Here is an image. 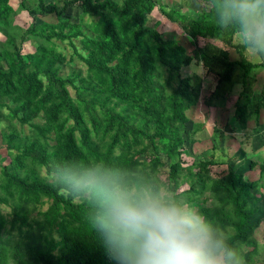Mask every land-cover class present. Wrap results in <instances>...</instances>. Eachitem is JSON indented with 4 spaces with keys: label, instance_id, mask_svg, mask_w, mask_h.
Returning a JSON list of instances; mask_svg holds the SVG:
<instances>
[{
    "label": "trees",
    "instance_id": "trees-1",
    "mask_svg": "<svg viewBox=\"0 0 264 264\" xmlns=\"http://www.w3.org/2000/svg\"><path fill=\"white\" fill-rule=\"evenodd\" d=\"M33 1V8L25 7L29 15L56 17L77 4L81 17L95 21L86 25L89 35L80 23L58 20L43 26L39 33L30 26L27 33L40 44L26 62L6 32L11 11L8 0H0V35L5 38L0 49L9 59L4 66L0 64V112L4 113L0 115L6 122L0 141L15 152L10 165H0V205L9 209L8 214L0 212V264H116L90 228L85 205L65 198L45 178L50 161L71 158L104 159L136 167L133 158L140 156L142 165L157 170L163 166V155L167 161L165 183L176 196L229 232L234 247L251 242L254 251L252 232L264 219V210L249 202V196L255 198L251 193L247 199L240 196L264 182V160L256 166L258 178L254 182L244 181L229 165L220 176L211 178L207 168L216 162H198L194 172L189 169L192 183L178 191L184 148L179 130L183 133L187 125L191 127L189 145L201 127L185 119L193 93L179 71L193 60L207 75H213V92L205 102L208 106L213 99L227 98L230 89L237 86L234 115L244 124L255 75L264 70V62L246 61L241 55L243 48L231 43L232 32L220 30L209 9L202 8L190 18L158 6L163 18L178 23L187 36L192 50L185 60L177 52L175 40H162L156 29L144 26L150 8L156 7L153 0H120V5L113 0H63L60 9L44 0ZM128 33L132 39L126 46ZM197 37L208 42L197 46ZM76 39L79 48L73 42ZM57 42L66 43L85 66L83 77L58 74L64 58ZM152 48L159 64L176 79L168 102L158 82ZM228 48L235 49L240 59L229 60ZM123 52L126 62L117 64L115 57ZM67 87L72 89V97ZM252 115L257 118V111ZM14 123L28 127L29 134L22 135ZM40 168L43 177L38 175ZM207 193L213 200L210 209L205 206ZM44 202L47 207L39 211ZM261 246L264 249V241ZM243 260L250 262L247 254Z\"/></svg>",
    "mask_w": 264,
    "mask_h": 264
},
{
    "label": "clouds",
    "instance_id": "clouds-1",
    "mask_svg": "<svg viewBox=\"0 0 264 264\" xmlns=\"http://www.w3.org/2000/svg\"><path fill=\"white\" fill-rule=\"evenodd\" d=\"M216 26L251 57H264V0H205ZM46 180L85 205L116 264H244L225 231L140 167L104 159L52 160Z\"/></svg>",
    "mask_w": 264,
    "mask_h": 264
},
{
    "label": "rangeland",
    "instance_id": "rangeland-1",
    "mask_svg": "<svg viewBox=\"0 0 264 264\" xmlns=\"http://www.w3.org/2000/svg\"><path fill=\"white\" fill-rule=\"evenodd\" d=\"M113 1L116 4L120 5V0ZM44 2L53 3L57 9H60L63 0H44ZM153 2L156 3V7L150 8L149 13L145 16L144 26L156 29L160 33V38L162 40H175V47L177 52L183 59L188 60L191 57L192 47L188 44L187 36L177 25L178 23L172 24L163 18L158 10V6H160L164 11L171 9L180 13L181 15L183 14L190 18H195L197 13H199L202 8L207 9L206 7H204L205 2L203 0H153ZM8 5L11 8V11L9 13L10 15L7 21L8 27L6 32L10 37L11 44L18 50L20 58L26 62H29L31 57H33L38 52L40 44L38 39L27 33V29L30 26H32L35 33H39L42 30L43 26L53 25L58 20L67 22L69 24L80 23L84 26V33L89 35V33L85 30L86 25H88L90 22L95 21V18H87L85 16L81 17L80 10L77 4L69 6L68 8L62 10V12L56 17L53 14L44 17L29 15L26 12L25 7L27 9L33 8L35 6V2L33 0H8ZM131 39L132 36L130 35V33H128L126 38V46L131 44ZM4 40L5 38L0 35V44L3 43ZM73 42L79 48V40L76 39L73 40ZM207 42L208 41H204L199 37H197L196 39L197 46H202ZM214 43L216 46H219L217 42ZM231 43L234 46L243 48L238 44L234 36L232 37ZM56 44L61 47V50L59 51L64 58L62 64L58 67V74L60 76H67L72 73H78L79 77H83L85 75V66L72 53L70 47L64 42H57ZM152 47L154 46L152 45ZM151 51L154 65L158 73V82L162 85L164 89L165 100L166 102H168L170 98L169 94L174 89L176 79L173 77V75L170 77V75L165 71L166 68L163 65L159 64V59L154 52V48H152ZM227 53L229 60L240 59V57L238 56L239 54H236L235 49L233 48H228ZM241 55L248 62H264V57H251L244 50V48L241 50ZM7 60L9 59L7 58L6 52L0 49V64L4 66ZM115 62L117 64L124 65V63L126 62L124 52L121 54L119 53L115 57ZM263 71L264 70H260L256 72V77L258 78L259 85L261 84V81L264 77ZM179 77L188 79L189 89H191V92L193 93L191 106L184 113L185 119L190 125H200L201 127L191 137L193 138V142L189 145L187 144V140L190 137L189 133L191 131V127L187 125V128L183 133L181 130H179L180 137L184 140V148H182V171L179 175L180 186L178 191L185 190L188 185L191 184L194 180L189 172V169L194 172L196 170V163L202 161L216 162L215 165H211L207 169L208 176H210L211 178H217L225 171V167L226 165H228V162H226L227 159H230L233 155L234 156L231 158V160L234 158H238L241 160L240 163H237L238 161L235 160L236 163H234L235 169H233V172L240 174L243 177L244 181H256L258 178L257 168L252 167L254 169L249 168L251 169L249 170L247 169V165L245 162L251 161L253 165H259L264 160V151L263 149H258V151L254 153V155L250 154L247 155L246 158H239L242 156V150L250 151L247 142L250 136H247L246 133L249 134L251 128L255 130L256 127H254L255 124L252 123V116L248 117L249 120L246 119L242 126V119L240 118V116L235 117V115H233L232 100L235 99L238 87H232L230 89V95L228 93L229 96L227 95V98L219 100L213 99L211 101V105L208 106V104H206L205 102L207 101L208 96L213 92V75H207L199 63H195L193 60H191L187 65H185V67H182L180 69ZM67 91L72 97V89L67 87ZM251 104L253 103H247V107L249 108V110H252V108L256 107L254 103V107L251 108ZM0 113H3V111ZM261 114L262 115L259 118V124L263 125L264 112H261ZM0 120V130H2L5 128L6 122L1 119V115ZM226 122H230L228 123V125L233 129V131H221L222 124ZM14 127L22 135H28L30 132V129L26 126L19 127L16 123H14ZM261 140L262 138H255L256 147H258L257 145H260L262 143ZM14 157L15 152L12 150H8L0 141V165H10L13 162ZM160 160L163 166L160 169L152 170L147 165H142V157L138 156L133 158V161L137 164L136 167L143 168L145 171L151 173L152 175H155L158 179L165 182L167 161L163 155L160 156ZM19 170H22V168ZM37 172L40 177L44 176L43 168L38 169ZM239 188H241V186ZM248 193H251L255 197L254 199H251V197L249 196V202L251 204L258 205L261 210H264V182L261 183V186L258 185L256 188L249 190V192L248 190H246L240 196V198L247 199L248 196L246 197V195H248ZM205 196H207L205 206L210 209L213 207V200L209 197L210 195L208 193ZM46 207L47 203L44 202L39 207V211H44ZM0 212L2 214H8L9 209L7 206L0 205ZM30 216L33 217L34 213H32ZM227 234L229 235V232ZM252 239L256 247L254 251H252V247L254 244H252L251 242L243 246L235 247L238 249L242 257L245 254L248 255V259L250 260V262L244 264H264V249L261 246L262 242L264 241V219L261 221L259 226L253 230Z\"/></svg>",
    "mask_w": 264,
    "mask_h": 264
},
{
    "label": "crops",
    "instance_id": "crops-1",
    "mask_svg": "<svg viewBox=\"0 0 264 264\" xmlns=\"http://www.w3.org/2000/svg\"><path fill=\"white\" fill-rule=\"evenodd\" d=\"M260 62V61H259ZM251 63H258V62H251ZM263 73H264V71H263ZM214 84V83H213ZM263 85H264V77H263V80L261 81V84L259 85L258 84V78L256 77V75H255V82H254V84H253V86H252V91H251V95H250V97H249V100H248V102L247 103H255V106L256 107H254L253 106V104H251L250 105V107L252 108V107H254V108H252V110H249V108L247 107V105H246V108H247V112H248V117H250V116H252L253 118V122L252 123H254L255 124V126L254 127H256V129H257V131H256V129L255 130H253L252 128H251V131H250V133L248 134V133H246L247 134V136H250L249 137V140L247 141L248 142V145H249V148H250V151L248 150V151H243L242 150V156L241 157H239V158H246L247 157V155H250V154H252V155H254V153L256 152V151H258V149L260 150V149H263V151H264V123H263V125H261V124H259V118L261 117V112H264V87H263ZM233 101V103H234V99L232 100ZM232 103V104H233ZM254 110H256L257 111V118H254V116L252 115V112L254 111ZM234 109H233V115H234ZM251 114V115H250ZM247 117V119L249 120V118ZM231 120H233V119H231ZM256 120H257V126H256ZM233 122V121H232ZM228 123H230V122H226V123H224V124H222V129H221V131H225V132H229V131H233V129L228 125ZM235 123V122H234ZM242 124V126H243V123H241ZM226 127H227V129H226ZM259 130V131H258ZM220 131V132H221ZM240 132V131H239ZM256 137H258V138H262V143L260 144V145H257L258 147H256L255 146V138ZM258 141V140H257ZM260 146V147H259ZM257 149V150H256ZM244 154H246V155H244ZM234 156V155H233ZM232 156V157H233ZM231 157V158H232ZM231 158L230 159H227V161L226 162H228V165L232 168V170L233 169H235L234 167H235V165H234V163H236V161H238L237 163H240L241 162V160L240 159H238V158H234V159H232L231 160ZM236 160V161H235ZM246 163V165H247V169H249V168H252V167H249V165L250 164H252V162L251 161H246L245 162ZM232 164V165H231ZM255 165H257V164H254V166L253 167H256ZM252 169H254V168H252ZM249 170H251V169H249ZM238 174V173H237Z\"/></svg>",
    "mask_w": 264,
    "mask_h": 264
}]
</instances>
